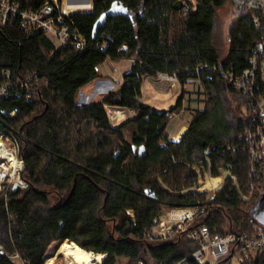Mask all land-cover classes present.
Masks as SVG:
<instances>
[{
  "label": "trees",
  "instance_id": "obj_1",
  "mask_svg": "<svg viewBox=\"0 0 264 264\" xmlns=\"http://www.w3.org/2000/svg\"><path fill=\"white\" fill-rule=\"evenodd\" d=\"M14 1L29 10L55 3ZM196 1L91 0L66 14L67 1L57 0L55 14L64 16L71 33L85 36L81 48H57L45 32L29 33L17 20L0 25V69L14 81L37 79L32 97L15 84L0 99V130L17 138L25 164L21 177L28 184L0 190V244L9 252L20 251L29 264L53 263L55 253H46L61 240V248L73 241L104 253L101 264H175L198 243L182 233L168 241L150 233L165 210L206 199L204 192L184 189L199 184L195 166L207 167L208 158L214 176L229 167L238 186L228 177L202 204L195 225L222 233L252 230L250 213L262 193L248 200L242 193L250 194L254 185L264 189V175L252 172L241 139L248 100L221 72L238 75L249 65L253 47L264 40V17L256 25L252 13L235 9L225 24L219 10L226 1ZM114 2L130 13L108 16L93 37L97 18ZM127 58L135 61L116 90L102 100L78 102L81 88L101 77L99 66ZM159 73L176 74L182 86L170 109L139 100L146 78ZM198 78L204 105L175 141L171 111L182 107L185 85ZM106 105L139 114L113 123ZM0 264L14 263L0 256Z\"/></svg>",
  "mask_w": 264,
  "mask_h": 264
},
{
  "label": "built area",
  "instance_id": "obj_2",
  "mask_svg": "<svg viewBox=\"0 0 264 264\" xmlns=\"http://www.w3.org/2000/svg\"><path fill=\"white\" fill-rule=\"evenodd\" d=\"M192 1L194 3L197 2L196 0ZM224 1L231 4L235 9L252 13L254 22L256 25H260L262 17H264V0ZM54 2L57 3V0H54ZM55 3L48 1L40 9L29 10L23 8L20 3L14 0H0V25H7L17 20L20 27L29 33L35 31L45 32L51 37L57 48L70 45L78 48L83 47L86 44L85 36L81 33H71L64 16L55 14ZM66 14L70 13L66 12ZM127 59L131 62L130 68L135 58ZM109 61L114 60L108 59L99 66L101 71H106L108 74H110V69H106V67ZM221 73L231 86L248 100L245 106L247 109L245 114L247 126L241 139L244 146L248 149L252 172L264 175V40L257 42L253 47L249 65L242 73L238 75L228 74L223 71ZM114 75L117 78L120 76L121 84L124 82V73L120 75L114 73ZM34 76L29 75L28 79L18 78L14 81L11 79L9 70L0 69V99L7 97L15 84L24 90L27 89L26 96L28 98L32 97V91H35L34 81L36 80L37 82ZM158 77L162 80L166 79L174 82H177L178 78L176 74L166 73H159ZM196 80L201 83L199 78ZM30 81H33L32 86ZM139 100L142 101V97ZM108 106L112 105H106V109L111 121L115 123L116 121H113L115 118L113 111L111 112ZM182 107L185 108L184 102ZM121 109H126L130 117L139 114L134 108L121 107ZM176 110L171 111L172 116H174ZM20 150L21 146L17 138L10 132L3 130L1 132L0 130V174L4 173L0 176V190L11 187L14 181L21 179L19 176H21V171L24 169L25 164L20 157ZM9 155L13 159H10ZM195 169L199 172V184L190 186L184 191L192 190L205 193L207 190L209 193L207 194L206 192V199L193 205L173 207L165 214L159 215L152 227L151 237L168 241L182 233L198 243V247L191 254L175 264H190L189 257L195 259L198 264H220L229 255H232L231 258L236 257L241 264H247L254 260H262L264 262V220L254 216L252 213H250L252 230L241 233L235 231L213 232L206 224L195 225L202 204L216 195L217 191L225 185L228 177H232L238 186L237 176L232 174L231 169L229 167H220L218 176H222V180L216 185L203 187L209 178L218 177L212 174V165L209 158L207 167L196 165ZM204 178L206 179L205 181L203 180ZM200 181L201 183L203 182L202 187H200ZM257 190L258 193H264V189H258L254 185L250 194L242 193V196L248 200ZM129 213L134 216L133 211H129ZM0 256L11 259L14 264H29V261L22 256L20 251L9 252L2 244H0ZM54 263L58 264L57 258H55ZM43 264H46L45 260Z\"/></svg>",
  "mask_w": 264,
  "mask_h": 264
},
{
  "label": "rangeland",
  "instance_id": "obj_3",
  "mask_svg": "<svg viewBox=\"0 0 264 264\" xmlns=\"http://www.w3.org/2000/svg\"><path fill=\"white\" fill-rule=\"evenodd\" d=\"M64 1H67V0H64ZM67 2H68V6H67L68 8H66L65 11L69 13H72L75 10L76 5L78 6L82 4L88 5V0H68ZM234 11H235V8L231 4L226 2V4L219 10V17L225 24H227L228 22H230L234 14L233 13ZM223 38H224V41L222 44L223 52H227L228 44L225 43L226 28H225V31L223 32ZM130 63L131 62H129L128 59H123L120 61H109L107 63L106 69H110V74H108L106 71L105 72L101 71V78L95 80L94 82H90L86 84L84 87H82L81 90L79 91L80 94H78L79 96L77 97L78 102L87 104V103H91L96 100H102L104 96H106L108 93H110L113 90H116L121 84V79H120V76H118L119 78L118 79L117 76L114 75V73H117L118 75H120L121 73H125L126 70L129 68ZM104 78L108 79V81L110 82L109 83L110 87L109 88L106 87L105 89H102V90L100 89L98 93L94 95L93 91H94L96 82ZM158 78L157 79L146 78V80L144 81V92L142 96V101L155 105L158 110L169 109L171 105H172L171 106L172 108L177 100L178 95L180 94L182 90V86L178 82L169 81L166 79L162 80L160 77ZM188 82L185 85V88H186V93L184 96L185 108L181 107L180 109H177V110L175 109L176 112L174 113V116H172V113H171L172 120L169 124V131L171 130L170 137H172V139L177 134H183L187 130L188 124L192 117L193 112L197 108L203 107L204 100L206 98V95L204 93V87L203 85H201V83H199L196 79H191ZM109 89L110 91H108ZM108 108L111 109V112L113 111L112 113L115 116L113 121H116L117 123H120L130 117V114H128L126 109H121V107L117 105L108 106ZM184 126L187 127L185 131H183ZM175 128L177 129L176 133H175L176 131ZM19 178L22 179L21 176H19ZM209 179L204 183L203 187H207L210 185H216L220 181V179H222V176H220L218 181H214L213 179H211L212 181L209 184H206L209 181ZM203 180L205 181L206 179L204 178ZM202 183L200 181V185H201L200 187H202ZM206 192L207 194L209 193V191L207 190ZM170 209L165 210L160 215L165 214ZM61 242H62L61 240L53 242L48 248V251L46 254L55 253L58 264H67L68 256L65 254V252L60 247ZM220 264H241V263L236 259V257H233L229 259L228 261L222 262Z\"/></svg>",
  "mask_w": 264,
  "mask_h": 264
},
{
  "label": "bare ground",
  "instance_id": "obj_4",
  "mask_svg": "<svg viewBox=\"0 0 264 264\" xmlns=\"http://www.w3.org/2000/svg\"><path fill=\"white\" fill-rule=\"evenodd\" d=\"M186 130V127H183V131ZM175 139H180V134L175 136ZM10 159H13L11 155H9ZM4 173H2L3 175ZM0 174V176H2ZM220 176L213 178L214 181H218ZM222 179H220L221 181ZM211 178L206 184H209L211 182ZM62 250L65 252V254L68 256L67 258V264H101L103 263V258L105 256L104 253H95L94 251L87 250L83 247H80L76 244V242L73 241H66L63 246ZM48 264H54L48 263Z\"/></svg>",
  "mask_w": 264,
  "mask_h": 264
},
{
  "label": "water",
  "instance_id": "obj_5",
  "mask_svg": "<svg viewBox=\"0 0 264 264\" xmlns=\"http://www.w3.org/2000/svg\"><path fill=\"white\" fill-rule=\"evenodd\" d=\"M89 4V3H88ZM87 6V5H86ZM144 6V5H143ZM129 10L126 6L114 2L112 6L104 11L96 20L93 28V37H96L97 32L101 26H103L110 15L128 14ZM130 13V12H129ZM119 153V151H118ZM117 153V154H118ZM28 184L23 179L15 181L12 185V190H16L18 187H26ZM251 213L257 216L261 220H264V193L261 195L256 205L252 208ZM232 255H229L223 262L228 261Z\"/></svg>",
  "mask_w": 264,
  "mask_h": 264
},
{
  "label": "crops",
  "instance_id": "obj_6",
  "mask_svg": "<svg viewBox=\"0 0 264 264\" xmlns=\"http://www.w3.org/2000/svg\"><path fill=\"white\" fill-rule=\"evenodd\" d=\"M68 1V0H67ZM89 1L90 0H88V3H89ZM67 5H68V2H67ZM86 5V4H85ZM84 5V6H85ZM76 7H78V5H76ZM99 78H101V77H99ZM99 78H97V79H99ZM96 79V80H97ZM95 81V80H94ZM93 81V82H94ZM109 81H108V79H106V78H104V79H100V80H98L97 82H96V84H95V87H94V91H93V94L95 95V94H97L98 93V91L101 89H105L106 87H110V85H109ZM110 89H112V88H110ZM110 89L108 90V91H110ZM79 94H80V92H79ZM79 96V95H78ZM143 102H145V101H143ZM146 103V102H145ZM81 104H84V103H81ZM88 104V103H87ZM172 106V105H171ZM171 106H170V108H171ZM169 108V109H170ZM187 128V127H186ZM176 129V128H175ZM171 131V130H170ZM177 132V129H176V131H175V133ZM183 133V132H182ZM178 135V134H177ZM180 137H182V134H180ZM172 138V137H171ZM175 141H178L177 139H175V137L173 138ZM180 140V139H179Z\"/></svg>",
  "mask_w": 264,
  "mask_h": 264
}]
</instances>
